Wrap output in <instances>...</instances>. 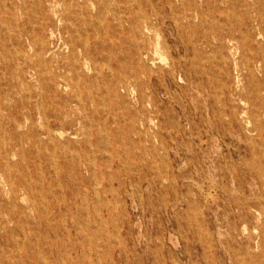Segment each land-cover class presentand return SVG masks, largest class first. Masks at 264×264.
Returning <instances> with one entry per match:
<instances>
[{
    "label": "rangeland",
    "instance_id": "374dc122",
    "mask_svg": "<svg viewBox=\"0 0 264 264\" xmlns=\"http://www.w3.org/2000/svg\"><path fill=\"white\" fill-rule=\"evenodd\" d=\"M98 3L84 5L90 43L107 25L115 43L133 41L130 20L153 8L164 16L157 32L170 49L136 85H119L125 72L106 65L107 47L78 79L52 68L49 80L44 61L67 53L53 10L75 19L81 10L0 0V157L18 184L12 197L0 175V264H264V130H253L245 98L248 78L264 76L237 85L233 64L264 53L252 0H115L107 19ZM173 13L194 51L176 48ZM129 52L113 55L127 63ZM171 60L182 65L174 74ZM55 111L65 122L51 128L66 131L51 140L44 116Z\"/></svg>",
    "mask_w": 264,
    "mask_h": 264
},
{
    "label": "bare ground",
    "instance_id": "6f19581e",
    "mask_svg": "<svg viewBox=\"0 0 264 264\" xmlns=\"http://www.w3.org/2000/svg\"><path fill=\"white\" fill-rule=\"evenodd\" d=\"M86 1L87 0H72L73 8L81 10L80 13H81L82 18L75 19V18L65 17L63 15H59L56 9L53 10L54 16L57 17L56 22L59 23V26L56 27V29L59 30V35H60L59 37L61 39L62 46H64L67 53L66 55H61V56L60 55L56 56L52 54L48 58L47 61H44L46 69L48 71L49 80H52V81L55 80V76L50 73V72L54 73L53 71H51L52 68L55 71L59 70L61 74L64 75V78H65V75L68 74V72H73L74 78L78 79L81 68L88 67L90 62H92L95 65L99 64L98 57H96V53H98L100 48H104V47H107L109 51V57H111L107 59L106 65H108V67H111L112 61H113L114 65L117 66L118 69H124L123 72L126 73V74L123 73L119 76V85L127 87V84L129 83V81L127 80L128 78L133 80L132 84L136 85L138 80L142 79L143 76H149L153 72H155L153 67L156 64L157 56L163 60L164 50L169 51L170 49V45H168L167 41L164 38L161 39L160 34L157 32V29L160 28L162 24L164 23V16H162L159 11L153 8L149 12L142 13L139 19L130 20L131 24H130L129 30L132 32V35L134 38L133 41H128L127 39H123L120 44L115 43L113 40V36H114L113 30L111 29L110 25H107L108 27L105 30V35H104L105 37L100 38L99 41L95 39L93 43H90L89 40H90L91 35L89 34L88 32L89 30L87 29V25L85 24L86 23L85 16H91V13H90L91 11L89 7L84 8ZM112 2H115V0H107L105 2L104 1L101 2V0H94V3H98L99 5L98 6L99 8L97 9L98 19L100 17H105L106 19L109 18L108 17L109 14L107 13L110 10H112L109 8V4ZM181 2H182V5L185 6V4H189L191 0H181ZM251 8H252V15H251V22H250L251 27H253L256 30L258 36L264 39V0H252ZM171 18L177 28V31H178L177 33L179 36V42L175 44L176 48L180 49L182 47L183 49H185V51H188V50L194 51L196 49L195 43L190 39L186 40L185 38L182 37V33L185 31V27L181 23V19L179 18V16L173 13ZM182 18L189 19L190 18L189 13H186L185 11H183ZM228 29H229V32L226 35V38L232 39L234 37V33H233L234 30L232 27ZM153 31H156L155 36L152 35ZM240 32H241V38H243L245 43L248 44L247 28H245L244 30L240 29ZM97 33L98 31L93 32V35H97ZM52 35H53V31L50 33V36ZM118 48L120 49L126 48V50L130 51L129 55H130L131 60L129 62L127 63L125 61L121 62L122 60L118 56L113 55L115 49H118ZM48 51L49 53H51L52 49L49 45H46L45 47L41 49V54L43 55ZM233 64L235 68L238 70V74L236 77L237 78L236 80L238 83L237 85H240L241 83L240 76H243L244 78L254 77L257 71L262 72L264 76V53L258 56H252V57L244 55L240 59V62H238L234 58ZM100 66L101 65H99V67ZM168 67H169V73L174 74L178 68L182 67V65L179 60L178 61L171 60L168 63ZM125 68L127 69L125 70ZM159 70H162V68L159 67ZM247 81L248 82L245 83V87H248V93L246 94L245 98L247 100L248 99L251 100V108L249 111H250L251 117L255 120V125L253 127V130L256 131L258 135H261L264 128L259 124L260 123L259 113L261 112L260 108H263L264 110V100H263L264 99V83L263 84L258 83V82L253 83L252 80L249 78ZM237 94L241 97L240 91H238ZM60 112L61 111L59 112L55 111V112H52L44 116L45 118V131L44 132L49 134V138L51 140H54L55 138L51 135L52 131L56 130L60 133V135H62L66 131V128L64 126H61L59 128L58 127L51 128L50 119L59 121L61 125L64 124L65 121L63 117L61 116ZM242 112H247V110L243 109ZM229 114L231 116H234L235 110L230 111ZM5 158H6L5 156L0 157V175L2 176L5 174L4 176L6 177L5 168L3 166V164L6 163ZM6 179H7L6 181L8 184V189L10 190L12 197H13L16 195L18 184L13 181H10L7 177ZM0 191H1V188H0Z\"/></svg>",
    "mask_w": 264,
    "mask_h": 264
}]
</instances>
